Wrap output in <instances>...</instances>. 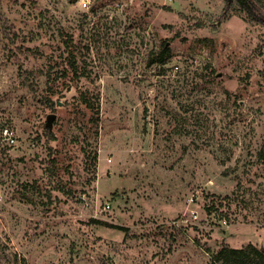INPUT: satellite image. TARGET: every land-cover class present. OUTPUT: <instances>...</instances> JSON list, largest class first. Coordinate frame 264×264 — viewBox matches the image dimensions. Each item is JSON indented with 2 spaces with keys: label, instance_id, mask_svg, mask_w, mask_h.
Instances as JSON below:
<instances>
[{
  "label": "rangeland",
  "instance_id": "obj_1",
  "mask_svg": "<svg viewBox=\"0 0 264 264\" xmlns=\"http://www.w3.org/2000/svg\"><path fill=\"white\" fill-rule=\"evenodd\" d=\"M263 154L264 21L237 2L0 0V264L264 253Z\"/></svg>",
  "mask_w": 264,
  "mask_h": 264
},
{
  "label": "trees",
  "instance_id": "obj_2",
  "mask_svg": "<svg viewBox=\"0 0 264 264\" xmlns=\"http://www.w3.org/2000/svg\"><path fill=\"white\" fill-rule=\"evenodd\" d=\"M234 2H237L251 17L264 21V14L255 8L254 0H224V9L230 8ZM70 62L72 63V61ZM252 253L255 258H258L257 260L251 256ZM216 261H221L224 264H264V253L254 247L249 250L224 247L213 255L210 264H215Z\"/></svg>",
  "mask_w": 264,
  "mask_h": 264
},
{
  "label": "built area",
  "instance_id": "obj_3",
  "mask_svg": "<svg viewBox=\"0 0 264 264\" xmlns=\"http://www.w3.org/2000/svg\"><path fill=\"white\" fill-rule=\"evenodd\" d=\"M92 2L93 0H77V4L81 9H88ZM7 132V129H4V133L7 134ZM11 141H13V139H11Z\"/></svg>",
  "mask_w": 264,
  "mask_h": 264
}]
</instances>
